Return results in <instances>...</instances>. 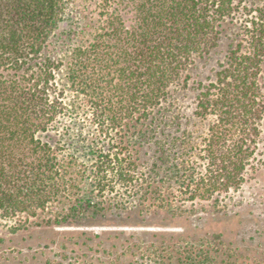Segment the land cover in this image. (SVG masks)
<instances>
[{
  "label": "trees",
  "instance_id": "trees-1",
  "mask_svg": "<svg viewBox=\"0 0 264 264\" xmlns=\"http://www.w3.org/2000/svg\"><path fill=\"white\" fill-rule=\"evenodd\" d=\"M234 8L235 0H100L95 15L81 0H0V216L49 213L55 226L81 225L118 186L122 200L150 205L152 186L138 178L133 155L101 150H139L137 136L153 132ZM258 18L246 51L232 53L200 100L211 119L208 182L219 192L240 186L257 156L264 9ZM79 115L96 130L83 140L93 150L91 170L65 151L75 129L66 120ZM191 175L181 176L189 189ZM85 188L98 200L84 198Z\"/></svg>",
  "mask_w": 264,
  "mask_h": 264
},
{
  "label": "rangeland",
  "instance_id": "rangeland-1",
  "mask_svg": "<svg viewBox=\"0 0 264 264\" xmlns=\"http://www.w3.org/2000/svg\"><path fill=\"white\" fill-rule=\"evenodd\" d=\"M81 1L98 13L100 0ZM262 9L264 0H235L215 45L194 60L153 132L137 136L139 150H101L133 155L138 178H147L152 186L150 205L122 200L118 186L105 193L106 207L92 209L81 225L55 226L48 222L49 213L29 221L0 216V264H264V117L257 156L247 165L240 186L219 192L208 182L211 119L200 108L205 88L217 80L232 53L246 51ZM125 21L130 26L133 16L125 15ZM67 46L60 55L67 53ZM63 79L59 73L58 83ZM260 87L264 99V63ZM70 121L75 129L68 140L62 138L71 144L65 151L91 170L93 150L83 140L94 136L95 127L81 115L66 123ZM187 173L192 174L186 182L190 189L182 185L181 176ZM86 189L84 198L98 200L97 191Z\"/></svg>",
  "mask_w": 264,
  "mask_h": 264
}]
</instances>
